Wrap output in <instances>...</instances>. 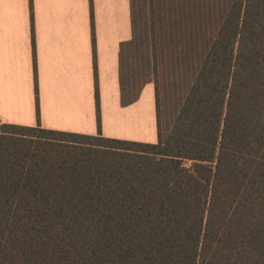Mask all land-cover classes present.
<instances>
[{
  "label": "trees",
  "instance_id": "trees-1",
  "mask_svg": "<svg viewBox=\"0 0 264 264\" xmlns=\"http://www.w3.org/2000/svg\"><path fill=\"white\" fill-rule=\"evenodd\" d=\"M189 1L147 19L189 41L140 46L130 0L120 103L153 84L155 143L0 127V264H264V0Z\"/></svg>",
  "mask_w": 264,
  "mask_h": 264
},
{
  "label": "crops",
  "instance_id": "crops-1",
  "mask_svg": "<svg viewBox=\"0 0 264 264\" xmlns=\"http://www.w3.org/2000/svg\"><path fill=\"white\" fill-rule=\"evenodd\" d=\"M131 39L130 0H0V124L155 143L153 84L120 103Z\"/></svg>",
  "mask_w": 264,
  "mask_h": 264
},
{
  "label": "rangeland",
  "instance_id": "rangeland-1",
  "mask_svg": "<svg viewBox=\"0 0 264 264\" xmlns=\"http://www.w3.org/2000/svg\"><path fill=\"white\" fill-rule=\"evenodd\" d=\"M191 1L189 0H134V9H135V41L137 44L144 45L148 44L150 41H154L158 38V43H169L174 41H182L186 42L190 39L185 34V31L188 30L186 26H179L178 28L171 26L167 22V28L164 27V23H162V26L164 27L163 30L157 31V33L152 32V22L149 19V15L154 14V16H157L158 19V13L168 12L172 8L173 11H178L182 16L188 13L189 7H184V9H180V6L190 5ZM204 3H201L199 7L204 5ZM188 10V11H187ZM168 30L169 33L166 36V31ZM139 53V48L129 47L125 50V58L127 63L132 60H135L136 54ZM170 74L166 71L159 72L158 77L164 84V87L166 89H169L167 87V83L169 82L168 79H171L169 76Z\"/></svg>",
  "mask_w": 264,
  "mask_h": 264
},
{
  "label": "built area",
  "instance_id": "built-area-1",
  "mask_svg": "<svg viewBox=\"0 0 264 264\" xmlns=\"http://www.w3.org/2000/svg\"><path fill=\"white\" fill-rule=\"evenodd\" d=\"M2 125L0 124V127H1Z\"/></svg>",
  "mask_w": 264,
  "mask_h": 264
}]
</instances>
